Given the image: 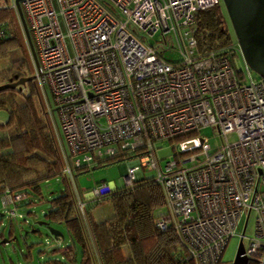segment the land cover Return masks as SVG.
Instances as JSON below:
<instances>
[{"label": "built area", "instance_id": "obj_1", "mask_svg": "<svg viewBox=\"0 0 264 264\" xmlns=\"http://www.w3.org/2000/svg\"><path fill=\"white\" fill-rule=\"evenodd\" d=\"M220 3L22 0L21 6L40 63L36 81L56 123L63 174L74 181L78 168L128 155L129 187L144 169L156 170L166 201L157 226L175 230L186 259L221 264L229 239L240 235L247 264H264V77L239 46L200 52L196 14ZM2 6L17 11L16 0ZM7 34L1 23L0 38ZM207 126L218 131V147L199 134ZM165 141L175 152L163 164L158 153ZM112 190L105 182L88 195L76 189L81 217L87 221L88 205ZM1 196L4 207L14 205L10 219L22 218L17 203L25 196L8 189Z\"/></svg>", "mask_w": 264, "mask_h": 264}, {"label": "trees", "instance_id": "obj_2", "mask_svg": "<svg viewBox=\"0 0 264 264\" xmlns=\"http://www.w3.org/2000/svg\"><path fill=\"white\" fill-rule=\"evenodd\" d=\"M2 1L0 24L8 27V34L0 38V58L12 47L20 45L33 60L18 12L2 6ZM194 32L200 52L218 51L232 45L221 3L196 14ZM26 70L25 59L0 68V85L15 80L16 75L25 76ZM27 83L0 91V111L8 113L7 120L0 122V195L8 189L13 194L25 196L18 201L19 208L35 205L44 201L41 183L61 177L64 188L49 200L50 209L45 216L49 223L66 227L72 244L52 250L50 253L58 257L49 259V264H195L183 256L175 230L172 227L161 230L157 226V218L164 211L166 201L154 177L144 176L133 188L109 191L88 205L87 221L81 217L76 207V189L81 195L83 193L78 186L74 187V183L76 185V173L89 167L78 168L74 181L63 174L64 162L57 135L43 106L37 81H31L29 87ZM125 157L107 158L95 165L122 162ZM103 200L110 201L113 212L96 221L91 209ZM2 224L3 216L0 217V227ZM13 225L11 221L9 239L15 234ZM5 237L4 230L0 229V242ZM77 244L82 250L80 260L77 258ZM25 256L31 257L29 253ZM248 264L256 263L250 261Z\"/></svg>", "mask_w": 264, "mask_h": 264}, {"label": "rangeland", "instance_id": "obj_3", "mask_svg": "<svg viewBox=\"0 0 264 264\" xmlns=\"http://www.w3.org/2000/svg\"><path fill=\"white\" fill-rule=\"evenodd\" d=\"M3 0L2 2H4ZM221 6L227 16V24L229 29V34L231 36V44L234 46L238 45V40L228 16L224 1L221 0ZM166 58L172 60L179 57L176 52H163ZM18 59H25L27 64V70L25 71V76H31L36 74L35 65L31 58L28 57L24 48L20 45L12 47L7 54L0 58V68H7L12 64V62ZM236 65L240 67V59H236ZM29 81L27 83L28 87L30 86ZM39 87L40 95L43 99V106L49 107L47 98L44 96L43 90L40 86V83L37 81ZM49 99H51L50 90H48ZM45 98V99H44ZM47 99V100H46ZM52 107H56L55 104H52ZM47 110V109H46ZM57 116L59 122V116ZM8 118L7 111H0V122L6 121ZM53 122V123H52ZM52 125L56 126L54 117L51 118ZM53 125V127H54ZM199 134L207 136L210 140L212 147H218L221 142V137L218 134L216 129H213L210 126L203 127L200 129ZM231 140L237 139L236 134L230 136ZM159 156L163 158L162 163L164 164L167 160L171 159L174 155L173 143L170 141H165L159 143ZM130 161L123 162H109L102 165L92 164L86 171L76 173V185L78 186L82 193L85 195L93 187L102 182L107 183L108 185H113L114 191H120L125 187H129L126 183V173ZM145 178L154 177L156 175V170H143ZM136 184V182H135ZM42 194L44 196V201L39 202L31 206H23L18 209V213L23 215L22 218L16 217L10 219L8 215L9 208H13L14 205L11 204L8 208L4 207L2 196H0V217L3 216V224L0 229L4 230L6 237L0 242V264H49V259L57 258L58 256L51 254L50 252L54 249L64 247L66 245H71V236L67 231L66 227L63 224L50 223L51 226L59 229L63 233V237L55 238V236L48 229V225L40 223L41 221H47L45 214L50 209L49 200L58 196L64 184L61 180V177L50 178L41 183ZM131 188V187H130ZM162 210H165L164 207ZM113 212L112 205L109 200H103L95 205L91 209V215L94 220L101 221L109 217ZM160 210L157 211V213ZM14 224L15 234L12 239L8 238V233L10 230V222ZM253 225L254 218L249 219V223L246 229V235L250 236L253 234ZM243 226L241 225L240 231H242ZM241 241V236L236 235L229 239L227 246L222 254L221 264H233L239 244ZM247 243V240H244V244ZM30 254L31 257L27 258L25 255ZM81 247L77 244V258H81Z\"/></svg>", "mask_w": 264, "mask_h": 264}, {"label": "water", "instance_id": "obj_4", "mask_svg": "<svg viewBox=\"0 0 264 264\" xmlns=\"http://www.w3.org/2000/svg\"><path fill=\"white\" fill-rule=\"evenodd\" d=\"M22 0H16L17 11L27 38L30 51L36 68L40 71V63L36 53V49L32 40V36L21 6ZM228 16L234 28L239 48L245 61L252 70L259 76L264 77V0H223ZM37 75L31 76H15V80L11 79L7 83L0 85V91L24 86L27 82L36 80ZM48 225V229L55 238L63 237V233L51 226L47 221H41ZM244 246L242 241L233 264H247V258L241 256Z\"/></svg>", "mask_w": 264, "mask_h": 264}, {"label": "crops", "instance_id": "obj_5", "mask_svg": "<svg viewBox=\"0 0 264 264\" xmlns=\"http://www.w3.org/2000/svg\"><path fill=\"white\" fill-rule=\"evenodd\" d=\"M111 187H112V188H114V187H113V185H111ZM88 194H89V192H88V193H86L85 195H88ZM0 196H1V195H0ZM162 212H163V211H162ZM162 212H161V213H162Z\"/></svg>", "mask_w": 264, "mask_h": 264}]
</instances>
